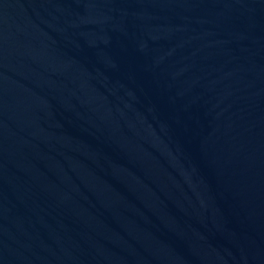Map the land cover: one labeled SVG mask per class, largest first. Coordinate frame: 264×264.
<instances>
[{
	"label": "water",
	"instance_id": "95a60500",
	"mask_svg": "<svg viewBox=\"0 0 264 264\" xmlns=\"http://www.w3.org/2000/svg\"><path fill=\"white\" fill-rule=\"evenodd\" d=\"M0 264H264V0H0Z\"/></svg>",
	"mask_w": 264,
	"mask_h": 264
}]
</instances>
